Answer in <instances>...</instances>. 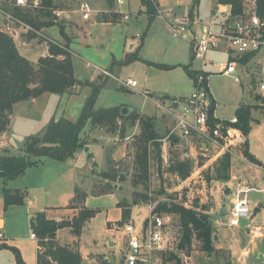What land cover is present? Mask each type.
I'll list each match as a JSON object with an SVG mask.
<instances>
[{
    "label": "rangeland",
    "instance_id": "rangeland-1",
    "mask_svg": "<svg viewBox=\"0 0 264 264\" xmlns=\"http://www.w3.org/2000/svg\"><path fill=\"white\" fill-rule=\"evenodd\" d=\"M81 1H87L94 9L89 21L82 20L77 11ZM123 2L122 5H118L116 0H53V5L66 11V13L70 12L72 19H64L58 22H54L53 18L48 19L53 21L54 24L64 26L65 37L60 34L58 25L45 27L43 30L50 39L56 40L59 45L68 44L72 53L74 75L78 80L99 83V78H107L105 86L100 89L97 95L94 109L120 106L148 115H157L161 113V110L155 107L153 103L154 96L162 94L175 96L185 94L186 96L195 87L192 79L182 67L163 69L157 67L154 63H149V61L169 64L190 63L192 69H197L200 60L191 58L193 57L190 43L191 36L188 33H185L183 37H174L169 24L166 22L169 19L164 21L158 17H153L152 20H149V16H146L148 11L144 6V0H123ZM193 4L194 0L170 2L169 7L175 11L173 19H170L173 21L172 23H186L190 19L193 21L196 19L200 20L202 24L211 25L227 18L220 16L222 14L226 15L227 11H222L221 8L223 7L218 6L216 18L219 21L213 20L211 11L215 8L216 3L214 0H199L195 7ZM245 7L247 8L245 11L251 9L248 8L249 6ZM103 12L108 13L111 22H99ZM120 12L127 14L128 19H124ZM189 12H191L190 15ZM233 18L236 17L229 16L228 20ZM194 27L196 30L197 23L194 24ZM138 35L141 36L138 37ZM48 42L51 41L35 38L33 46H36V44H41V46L35 47L33 50L28 47L22 48L21 51L27 57L34 59L43 52L45 46L48 48ZM134 53L137 54L136 58L126 60L128 55ZM254 57L255 55L244 61V64L248 61L251 63L248 67H245L248 76L241 74L240 82H235L228 75L217 74L213 67L206 66L205 69L210 71L208 86L216 102L214 110L216 117L231 119L239 103L250 105L252 121L246 139L248 140L250 152L260 162L264 163V96L257 94L255 91L262 68L260 60L264 58V51H261L256 58ZM205 59L207 61L225 60V55L209 51ZM100 68L107 72L110 70V75H104ZM128 79H133L138 84L132 89L126 88L123 84ZM189 88L190 91H188ZM144 91L148 92L151 98H146L143 94ZM89 92L90 88L87 86H76L74 93L71 95H67V93L58 95L48 92L41 96L31 107L27 106L26 101L18 103L14 108L15 114L11 117L9 129L7 125L6 131L0 133V139L2 142L4 141L0 152L11 155L22 154L25 137L41 134V128L45 124L46 118L54 113L58 115L63 112L64 116L75 120ZM26 107H28L27 110H25ZM11 111L9 114H7L8 111L6 113L8 118ZM117 121L120 127L122 120ZM135 125H138L136 130L134 128L128 130L130 128L128 127V131L126 130L124 134L117 130L113 133L108 132L109 135L111 134L112 140L109 146L105 148V161L93 170L87 171V179L85 178L86 180L83 181L84 185H89L87 190L102 192L113 188L121 203L130 206V209L133 210L131 218L138 223L143 221L148 214L145 204L150 203L157 206L160 201H164L170 206V202L183 204V201L187 199L196 201L199 200L197 191L202 189L204 194L202 196L204 204L202 205L205 206L203 211L209 213L211 208L216 205L212 209L211 215H209L213 225L212 250L208 252L202 249L201 241L196 237L195 232L191 235L189 248L185 247L183 250H179L178 243L182 236V229L178 216L171 214L165 232L169 248L163 254V264H264V258L261 259L259 256L260 253H264V239H258L255 242L250 241L255 231H257L256 228H253L255 224L259 225L264 233V192L255 190L248 192L246 196L251 214L249 217L240 218L237 226H229L232 199L234 192L239 188L237 181L249 177L251 180L250 185L260 188L264 185L263 168L253 167L249 162L241 161L235 155H230L231 174L235 178L224 181L229 182L227 185L230 188V193L224 195L221 189L219 196L215 197L211 192V188L214 184H217L214 181L219 167L218 160L210 164L206 160L207 153H203L200 149L197 148L195 152L193 151V154H190L184 145L180 143L173 144V141L166 140L165 156L167 162L163 161L161 155V163H159L151 150L153 146L149 145L147 179L139 181L136 175L138 173L136 172L137 168L134 164V152L135 135L139 134L140 126L138 122ZM98 128L102 129L101 132L107 133L106 128ZM91 130L92 124L87 131L91 132ZM132 130L135 134L132 133ZM83 136H85V133ZM126 136H131V138L124 141L123 138ZM84 139H88L87 135ZM6 144L7 146L4 148L3 146ZM123 144H125V149L127 148L125 156L119 161L108 162L109 150H113L118 145L123 148ZM234 152L238 153L239 149H235ZM179 160L190 162V176L200 164L207 165V167L201 165L198 170L200 171L199 174H194V178L190 180L193 183V179L201 175L203 182H197L195 186L189 184V187L185 183L183 184L182 179L176 176V173L170 171V161L176 162ZM48 162L57 165L54 168H59L61 165L50 160H47ZM49 165L45 164L44 167L37 168V170H28L30 172H27L24 183L33 188L34 186L39 187V183H36L35 178L43 176V172ZM248 166L253 167V169L248 171ZM254 170L260 172H254ZM56 171V169H47L48 173L42 179L49 177L48 180H54L49 189L59 191L66 188V180L58 178ZM106 175L111 176V178H106ZM121 176L124 177L123 180H120ZM19 181L22 182L23 178ZM34 189L35 191L38 190L37 188ZM36 195L37 200L40 201L41 192L38 191ZM110 200L108 197H97L89 202V206L93 209H97L98 206H108L112 202ZM1 203L0 197V218H4L9 236L12 237L7 243L18 249L25 264H35V241L30 239L32 230L29 222H27L25 206L18 207L17 214H13L14 207H8L11 212L9 209H5ZM255 207H258L260 211L254 212ZM42 209L40 207L38 211ZM197 210L199 211L201 208L198 207ZM28 212L30 215L33 211L28 210ZM161 212L167 213L165 211ZM167 214L170 217V213ZM104 218L105 212L102 210V212L96 213L89 226L82 230L80 241L83 252L107 251L110 249L109 242L113 241L115 246L112 250L118 261L122 258V253L119 252V238L118 236L112 237L105 231ZM246 227L250 228L246 230ZM58 235L65 241L73 238V235L66 228L59 229ZM258 244H260L261 250L259 253L255 248ZM242 250L247 251L245 255L242 254ZM172 252L177 254V259L171 257ZM13 254L12 247L3 248L0 252V264H17Z\"/></svg>",
    "mask_w": 264,
    "mask_h": 264
},
{
    "label": "trees",
    "instance_id": "trees-1",
    "mask_svg": "<svg viewBox=\"0 0 264 264\" xmlns=\"http://www.w3.org/2000/svg\"><path fill=\"white\" fill-rule=\"evenodd\" d=\"M143 1V0H141ZM45 6L49 8H57L53 5V0H42ZM199 0H194L193 6H197ZM216 4L228 5L232 16H241L247 10L243 0H214ZM149 13L153 8L146 3ZM256 11L259 15H264V0H256ZM14 14L35 29H42L54 24L52 19L54 16L50 9L46 10H27L19 7L13 8ZM191 12H189L190 15ZM188 15V16H189ZM149 16V17H148ZM149 20L153 16L148 15ZM44 19V20H43ZM99 22H111L108 13L103 12ZM60 34L65 37V29L63 25H58ZM33 33L28 34V39L34 38ZM48 53L40 56L35 65L27 58L22 56L12 38L0 32V133L6 131L9 124V118L6 116L7 111H11L15 103L29 100L40 96L44 92L63 95L70 93L75 86H87L90 88L89 95L84 102L79 116L76 120H70L66 117L58 119L52 118L45 126L41 134L29 136L25 138L22 148V154L11 155L0 153V178L4 181L15 179L25 172V170L35 165L39 158L50 157L58 161L72 158L76 151L82 148L85 141L80 138V132L83 130L87 121L106 128L107 132L119 131L124 134L128 127L139 124L140 132L135 135V152L134 164L138 172L136 175L139 181L147 179L148 175V158L149 145L153 146V155L161 163L160 146L161 141L154 130L153 119L147 116H141L138 112L131 111L127 114L122 113L121 107H108L94 109V103L97 95L102 87L105 86L107 78H99V83L89 81H80L74 75L72 53L68 44L58 45L48 42ZM192 51V50H191ZM193 56V53H192ZM253 54L245 55L240 61L244 63ZM136 58L137 54L128 55L126 60ZM193 58V57H191ZM160 68H172L169 65H157ZM187 75L195 81L198 71L189 69L188 65H180ZM168 96H165L167 98ZM215 101L212 100L211 109H215ZM250 105H240L236 110V116L239 120L237 125L241 128L243 134L247 135L250 130ZM211 111V110H210ZM117 120L121 121V126L117 124ZM128 124V125H127ZM245 157L253 159L248 152L247 141L243 149ZM229 154L222 155L219 159V167L215 179L228 180L230 178ZM170 171L176 173L182 180L186 179L190 173V162L170 161ZM106 178L111 176L106 175ZM124 177L121 176L120 180ZM110 191V189H108ZM2 198L4 208L12 204L21 205L24 203L25 193L20 189L2 188ZM86 193L76 189L75 194L68 205L70 208H79V212L70 220L55 221L48 219L44 211H38L30 217V228L38 238V250L36 255V264H80L81 257L79 252L68 247L62 246L56 241V231L63 227H70L72 233L79 236L84 223L97 212L95 209H88L83 205ZM122 207V219L120 223L130 218L131 209L124 203H119ZM156 211H165L175 214L179 218L182 229V236L178 243V249L183 250L189 248L191 235L195 232L196 237L201 241L203 250L211 251L213 248L212 224L209 215L195 207H185L183 204L170 202V206L166 202L160 201L155 208ZM18 264H25L19 254L17 248L12 247ZM171 257L177 259L175 252L171 253Z\"/></svg>",
    "mask_w": 264,
    "mask_h": 264
},
{
    "label": "built area",
    "instance_id": "built-area-1",
    "mask_svg": "<svg viewBox=\"0 0 264 264\" xmlns=\"http://www.w3.org/2000/svg\"><path fill=\"white\" fill-rule=\"evenodd\" d=\"M179 0H144L153 8L150 15L166 21L174 37H183L185 33L191 36V50L193 58L200 60L198 73L194 81V91L186 97H176L169 101L166 108L162 103L158 104L160 108L171 113L175 118V124L167 133L165 139L175 141L185 146L187 149L198 148L206 156L214 161L222 155H235L239 160H244L243 150L244 135L241 128L237 125L239 122L237 116L231 119H219L215 116L212 107L214 100L207 83L210 72L205 67H213L217 74L228 75L235 82H240L242 73L248 75V72L242 70L243 63L240 61L245 55L252 53L258 55L264 51V15H259L256 11V0L252 1V7L241 16L228 20V17L221 22L214 24H203L196 30L192 22L172 23L175 11L169 7L170 2ZM118 5H122L123 0H116ZM168 5V6H167ZM19 7L27 10H46L50 9L53 14V21L58 22L64 19H70L66 11L58 8H49L44 5L42 0H0V32L9 35L15 45L26 46L29 43L28 37L23 35L33 33L36 36L31 39L45 40L58 44L50 39L42 29H35L26 22L19 19L13 12V8ZM147 9V8H146ZM83 20L91 18L94 9L87 1H81L77 8ZM124 19L128 15L121 13ZM171 19V20H170ZM215 25V26H214ZM140 37V35H138ZM209 51H220L225 54V60H206V54ZM261 72L255 88L257 94L264 96V58L261 61ZM104 75H110L104 69H100ZM138 83L133 79H128L124 85L134 88ZM147 98L148 92L143 93ZM171 106V107H170ZM211 110V111H210ZM131 136L123 138L128 141ZM3 142L0 139V148ZM239 149V152H234ZM1 153V152H0ZM238 155H237V154ZM162 155V154H161ZM241 155V156H240ZM230 156V157H231ZM163 154V161H166ZM200 176V175H199ZM250 187L240 188L234 192V198L230 210V226H237L240 218L249 217L251 208L247 200V193ZM197 194L202 198L203 191L198 190ZM195 201L184 200L185 207H192ZM148 214L143 221L136 223L133 219H128L116 230L123 235L122 258L117 263L107 256H99L82 260L80 264H163V254L168 250V239L165 235L169 218L167 213L156 211V206L150 203L145 204ZM36 238L34 232L30 234ZM4 238L0 231V242Z\"/></svg>",
    "mask_w": 264,
    "mask_h": 264
},
{
    "label": "crops",
    "instance_id": "crops-1",
    "mask_svg": "<svg viewBox=\"0 0 264 264\" xmlns=\"http://www.w3.org/2000/svg\"><path fill=\"white\" fill-rule=\"evenodd\" d=\"M252 1L253 0H245L244 1V4L246 6H249L248 8H251L253 6L252 5ZM218 6L220 8L223 7V8H221L222 11L223 10H226L227 11V14L226 15H223L222 14L220 16H224V17L231 16L230 7L228 5L215 4L214 10L211 11L212 14H213V20H218L219 21V19L216 18V16H217L216 14L218 13V11H216V10H217V7ZM67 14L69 15L70 20H71L72 17H71L70 12H68ZM81 19H82V17H81ZM84 21H89V20H84ZM189 22H192V26H193L194 29H195V27H194V24L195 23H197V28H199L201 25H203L200 22V20H196V19H195V21H193L192 19H190ZM43 29L44 28H42V31L44 32ZM23 37L26 38L27 36L26 35H23ZM34 40L35 39L29 40V43L26 46H20V44H16L15 45L16 48H17V50H18V52L22 56H24L25 58H27L33 65H35V63L37 62V59L40 56H45V54L48 53V48L44 45L45 48H44L43 52L40 53L36 58L32 59V58L27 57L25 55V53L21 51L22 48H27L28 47V48H30V49L33 50L35 47L41 46V44L40 45H37L36 44V46H33V44H34L33 41ZM215 52L220 53V54H224V53H222L220 51H215ZM256 56L254 58H256ZM260 61H262V60H260ZM149 63H154L156 66L158 64L172 66V68H168V69H174V68H177V67H181L180 65H188L189 64L190 65L189 66V69L190 70H193L195 72L199 70V67L197 69H192L190 63H188V64H181V63H178V64H169V63H158V62H150V61H149ZM249 63H251V62L248 61L245 64L243 63V65H242L243 66L242 67L243 69L242 70H244L245 67H248ZM199 66H200V64H199ZM208 67H210V66H208ZM245 70L247 72V69H245ZM109 72H111V71L109 70ZM208 72H210V71H208ZM242 74H244L246 77L248 76L245 73H242ZM113 77H116V76H113ZM192 83L194 85V80L193 79H192ZM207 83H208V79H207ZM124 87L131 88V87H128L126 85H124ZM74 88H72L71 89V92L70 93H67V95L68 94L69 95L73 94L74 93ZM188 91H190V88H189ZM193 91L191 90L190 91V94ZM210 92H211V90H210ZM46 93H48V92H44L40 96H38L36 98L29 99V100H24V101H26L27 106H30L31 107L35 102H37V100L41 96L45 95ZM190 94H188L186 96H189ZM211 94L213 96V93L212 92H211ZM165 96H168V97L164 99ZM186 96H185V94H178L177 96H175V95H165V94L158 95V96H154L153 97V103L155 104V107L156 108H159L161 110V113L160 114H157V115H148V114L141 113V112H138V111L133 110V109L130 110V112L131 111H135V112H138L140 115L147 116V117H150V118L153 119L152 121H153V124H154V130L156 131L158 137H160V141H161V146L159 148V150H160V158H161V154L163 156V154H165V150H166L165 149L166 142L165 141L163 142V139H165V137H166L167 133L169 132V130H171L173 128V126L175 124V118H174V116L171 113H168L165 110H163L162 108H160L158 106V104L162 103L163 106L166 108V106L169 105V101H171L172 98H176V97H186ZM148 97L151 98V96H148ZM213 98H214V96H213ZM214 101H215V99H214ZM20 102H22V101H20ZM20 102L15 103L13 105V107H12L11 115L9 117L8 129H9V125H10V122H11V117L15 114L14 113V110H15L14 108ZM240 105H248V104L239 103V106ZM239 106L236 108V110L239 108ZM112 107H116V106H112ZM118 107H120V106H118ZM27 108L28 107H26L25 110H27ZM236 110H235V112H236ZM64 115L65 114L63 112L59 113L58 115L54 113L50 117L46 118V120H45L46 122H45L44 125L46 126L48 124V122L52 118H55V119H58L60 117H66L67 118V116H64ZM234 116H236V113L234 114ZM219 119H222V118H219ZM223 119H225V118H223ZM70 120H74V119H71L70 118ZM251 121H252V118H251ZM44 125L41 128V132L45 128ZM90 126H91V123H90V120H89V121L86 122L83 130L80 132V138L81 139L85 138L86 135H87L88 139H86V140L84 139L85 140L84 146L82 148L78 149L76 151L75 155L72 158L65 159L64 161H58V160L52 159L50 157H41V158L38 159V161H37V163L35 165L27 168L23 174H21L20 176L16 177L15 179H11V180L4 181L3 179L0 178V197H1V200H2V203L1 204L4 206L3 198H2V193H1L3 187H6V188L12 189V190L20 189V190L24 191V193H25L24 203L21 204V205L12 204V205H10L8 207L9 208L10 207H14L15 209L13 211V214H17V211H18L17 208L18 207H24L25 206V210H26L25 212H27L26 213V215H27V222H29V225H30V217L32 216L33 213L38 212V209H40V207L43 208L41 211H44L45 212V215H46V217L48 219H52V220H55V221L70 220L74 215H76L79 212V208H70V207H68V205L70 204V202H71V200H72V198H73V196L75 194L76 189H79V190L84 191L86 193V197L84 198L83 205L86 208H88V209H93V208H90V206H89V202H91L92 199L97 198V197H99V198L108 197L109 199H111L110 201H112V202H110V205L108 204V206H103V207L98 206L97 209H95V210H97L96 213L102 212V210H103V212H105V218H104V226L106 227L105 228V231L108 234H110L112 237L118 236V238H119V245H120L119 252L122 253L123 235L119 231L116 230V227H118L119 225L122 224V223H120V221L122 219V207H119V205H118L119 203H121V201L118 198L119 197L118 194L113 190V188H110V191L105 190V191H102V192H99V191L98 192H91V190H87V188H88L89 185H84L83 184V181H84V179L87 176V171H91L94 168L98 167L101 163H104V161H105V159H104L105 158V154H104L105 153V148L107 146H109L110 141L112 140L111 134L109 135L108 132L107 133L101 132L100 130H102V129L98 128L97 125H93L92 126L91 132L87 131ZM133 128H134V130H136L138 128V125H134V126L130 127L128 130H131ZM133 132L134 131L132 130V133ZM84 133H85V136H83ZM133 134H135V133H133ZM243 135H244V137H243V139H244V148H245V141H247L248 152H249V154L251 155V157L253 159H250L248 157H245L244 154L242 153L243 156H244V160H241V161L249 162L251 166H253V167L258 166L261 169L263 168L262 170H264V163L260 162L257 159V157L250 152L248 140L246 139V135L245 134H243ZM24 141H25V139H24ZM172 143L175 144L176 142L173 140ZM23 145H24V142H23ZM6 146H7V144L4 145L3 147L5 148ZM126 150H127V148L125 149V144H123V148L118 145L117 147H114L113 150L112 149L109 150L110 151L109 152L110 154H108V157H107L108 162H113V160L114 161L121 160L125 156V151ZM188 150H189L190 154H193V151L195 152L197 150V148L195 147L193 149H188ZM206 158H207L206 160L210 164H212L213 162H215L213 159H209L208 157H206ZM47 160H50L51 162H58L61 165L59 166V168H57V167L54 168L57 165H54L53 163H49V162L47 163ZM45 164H50V165H49L48 168H46L45 172H43L44 173L43 176H40V177L35 178L36 183H39V187H35L34 186V188H37L38 189L37 191H35V189L33 187L29 186L27 183L26 184L24 183L25 180H26L25 179L26 178L25 176L27 175V172H30L28 170H31V169H36L37 170V168L44 167ZM201 165L202 164H200V166H198L194 170V172L192 173L191 176L189 175L186 179L182 180L183 184L185 183L187 185V187H189L191 184H193V186H195L197 182L198 183L199 182H201V183L203 182L201 175L198 176V177H195V179H193V183H191V181H190L192 178H194V176H195L194 174H199L200 171H198V170L201 168ZM202 166L203 167L204 166L207 167V165H202ZM230 166H231V163H230ZM251 166H248V171H251L253 169V167H251ZM50 168L57 170L56 171V174H57L58 178L60 177V178H64L66 180V185H65L66 188L65 189H60L59 191H56L54 189H51V190L49 189L51 187L50 184L54 180H48L49 177L46 178V179H42V178L46 175V173H48L47 172V169H50ZM244 170H246V169H244ZM256 171L257 172H260L259 170H256ZM256 171L254 170V172H256ZM247 174H249V173H247ZM176 176H178V175L176 174ZM233 177L235 178V176L231 174V167H230V178H233ZM22 178H23V181L20 182L19 180H21ZM224 181H227V180H221V179L218 180V179H215L214 183L217 182V184H214L213 187L211 188V192H212V194L215 195V197L219 196V191L221 189H222V192H223L224 195H227V194L230 193V188L227 185V184H229V182H224ZM250 183H251V180H250L249 177H247V179H244V180H238L237 181V186H239L238 189L245 188V187H250V188H252L250 191L255 190V191H262V192H264V185L262 187H260V188H257L255 186L250 185ZM28 189H29V191H28ZM38 191L41 192L40 201L37 200V195L36 194H37ZM209 193H210V189H209ZM232 201H233V199H232ZM203 202H204L203 201V198L200 197L199 200H196L194 202V204H193L192 207H195V208L205 207V206L202 205V204H204ZM215 206L213 208H215ZM8 207H7V209H9ZM213 208H211V211H212ZM255 208H258V207H255ZM255 208H254V212L257 213V212L260 211L259 208H258V211H255ZM28 210H32L33 212L29 215ZM211 211L209 213H207V212L206 213L208 215H211ZM132 212H133V210L131 209L130 218L132 216ZM96 213L94 214L93 217L89 218L84 223V225L82 227V230L85 227H88L89 226V224L91 223V220L95 217ZM210 221H211V218H210ZM211 224H212V222H211ZM63 228L68 229V231L73 235V238L69 239L68 241L62 240L61 237L58 235L59 234V229H58L56 231V241H57V243L60 244V245H62V246H68V247L76 250L77 252H79L80 257H81V261L82 260H86L88 258H95V257H99V256H107V257H109V259L112 261V263H117L118 261H120L119 259L117 261V258L115 257V254H114V251L112 250V248L115 246L114 245L115 243L113 241L109 242V248L110 249L107 250V251H101V252L88 251V252H83V247H82L81 241H80V235L82 233V230H81L80 235L77 236L74 233H72L70 227H63ZM248 228H250V227H246V230H248ZM253 228H256L257 231H255V233H254L253 237H251L250 241L251 242H255L258 239H264L263 229L259 225H257V224H255L253 226ZM0 231L4 235V238L0 242V252H1V250H3V248H6V247L7 248H11V247H13V246H11V245H9L7 243L9 239L10 240L12 239V237L9 236L8 228L6 227V223H5V220H4L3 217L0 218ZM251 231H253V230H251ZM30 239L35 241V264H36V260H37L36 259V255H37V250H38V247H39L38 246V242H37L38 241L37 240L38 238H37V236H36V238H32L30 236ZM259 245L260 244H258V245L255 246V248L257 250V253H259L261 251ZM246 252H247L246 250H242V254L243 255H245ZM13 255H14V260L16 261L15 253ZM259 256H260L261 259H263L264 258V253H262V254L260 253ZM114 260L117 261V262H115ZM16 263H17V261H16ZM11 264H15V263H11Z\"/></svg>",
    "mask_w": 264,
    "mask_h": 264
},
{
    "label": "water",
    "instance_id": "water-1",
    "mask_svg": "<svg viewBox=\"0 0 264 264\" xmlns=\"http://www.w3.org/2000/svg\"><path fill=\"white\" fill-rule=\"evenodd\" d=\"M130 110H131V108L123 107V108H122V113H123V114H126V113L130 112ZM9 113H10V111H8L7 114H9ZM255 211H258V208H255Z\"/></svg>",
    "mask_w": 264,
    "mask_h": 264
}]
</instances>
